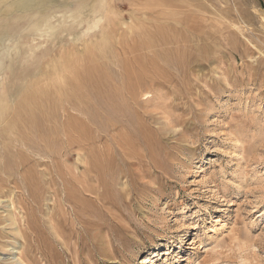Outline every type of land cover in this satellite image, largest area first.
Instances as JSON below:
<instances>
[{"label": "rangeland", "instance_id": "obj_1", "mask_svg": "<svg viewBox=\"0 0 264 264\" xmlns=\"http://www.w3.org/2000/svg\"><path fill=\"white\" fill-rule=\"evenodd\" d=\"M0 189V264H264V0H0Z\"/></svg>", "mask_w": 264, "mask_h": 264}, {"label": "bare ground", "instance_id": "obj_2", "mask_svg": "<svg viewBox=\"0 0 264 264\" xmlns=\"http://www.w3.org/2000/svg\"><path fill=\"white\" fill-rule=\"evenodd\" d=\"M121 34V33H120ZM122 43V42H121ZM133 46V45H132ZM135 46V45H134ZM123 48L125 47L124 45L122 46ZM124 49H126V48H124ZM134 49V48H133ZM133 49H131V50H133ZM120 51V50H119ZM124 51V50H123ZM128 52V51H127ZM126 52V53H127ZM136 61V60H135ZM143 63V62H142ZM140 64V63H139ZM125 65V64H124ZM127 65H128V63L126 64V67H127ZM125 67V68H126ZM122 77V76H121ZM121 79V78H120ZM130 88V87H129ZM135 90V89H134ZM70 91V90H69ZM66 92V91H65ZM137 91H135V93H136ZM133 93V92H132ZM132 95V94H131ZM134 95V94H133ZM134 96H132V98H133ZM137 97V96H136ZM86 99V98H85ZM134 99V98H133ZM133 99H131L132 101H133ZM134 102H136L135 101V99H134ZM77 111V110H76ZM80 111V110H79ZM81 112V111H80ZM72 115V114H71ZM84 115V114H83ZM17 116V115H16ZM91 116V115H90ZM22 117V116H21ZM31 118V117H30ZM15 119V118H14ZM19 119V118H18ZM29 119V118H28ZM17 120V119H16ZM31 120V119H30ZM11 121V120H10ZM78 128V127H77ZM83 133V132H82ZM70 136H72L71 134H69ZM81 135V134H80ZM67 137V136H66ZM69 137V136H68ZM77 139V138H76ZM72 142V141H71ZM23 145H25V142H24V144ZM5 160V159H4ZM2 162V161H1ZM4 162V161H3ZM24 174V173H23ZM21 175V174H20ZM1 189H3V188H1ZM0 189V190H1ZM15 201V200H14ZM13 202V201H12ZM11 202V203H12ZM11 206V205H10ZM23 207V206H22ZM15 209V208H14ZM19 209V208H18ZM24 215V214H23ZM26 216V215H25ZM13 217V216H12ZM24 217V216H23ZM26 218V217H25ZM16 220V219H15ZM20 222V221H19ZM24 222V221H23ZM25 223H26V220H25ZM25 226V225H24ZM27 228H28V226H26ZM18 228V227H17ZM30 230V229H29ZM28 230V231H29ZM20 250V249H19ZM17 255V254H16ZM16 257V256H15ZM21 262V261H20Z\"/></svg>", "mask_w": 264, "mask_h": 264}]
</instances>
